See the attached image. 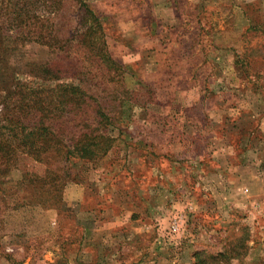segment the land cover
Instances as JSON below:
<instances>
[{"label": "rangeland", "instance_id": "obj_1", "mask_svg": "<svg viewBox=\"0 0 264 264\" xmlns=\"http://www.w3.org/2000/svg\"><path fill=\"white\" fill-rule=\"evenodd\" d=\"M9 1L0 0V118L2 103L18 87L41 85L45 89L41 96L48 98L57 83L79 84L72 75L38 78L35 61L61 60L62 66L74 64L73 75L87 69L81 86L106 107L113 122L107 134L113 141L94 161L67 163L70 177H75L65 182L61 195L56 188L52 192L61 197V204L71 198L67 208L38 204L46 202L51 192L45 195L30 180L43 176L44 165L27 156L0 165V198L5 199L0 200V264H55L63 250L74 254L67 264H118L106 256L122 245L114 242L111 230L118 226L129 230L128 222L140 227L130 233L135 237L131 241L157 238L156 243L147 242V261L157 257V264H264V171L259 170L264 161V118L259 117L254 137L259 145L247 138L248 150L237 147L238 134L221 132L222 114H227L228 124L235 115L234 98L226 103V112L207 114L205 97L215 96L217 87L207 56L201 54V36L207 33L208 42L239 49V31L247 33L243 42L251 38V31L256 39L249 41L264 46V0H83L101 18L106 50L124 66L122 74L72 40L82 32L76 1L61 0L56 13L50 14L49 42L55 46V40L71 39L64 52L25 42V34L20 36L10 23ZM28 9L31 15L47 17L48 7L42 2ZM201 14L213 22L214 34L205 29L208 25L195 22ZM171 28L176 35L166 39ZM181 34L189 37L177 38ZM176 39L183 43H175ZM236 60L246 81L239 85L243 94L235 105L249 109V89L260 95L258 99L264 97V74L249 71L243 54ZM191 61L193 66L188 65ZM117 73L122 84L114 82ZM185 78L196 80V85ZM125 92L144 105L129 101L122 105ZM263 103L256 100L254 105L261 108ZM56 167L62 174L60 164ZM22 173L27 179L18 184ZM53 179L57 183L59 177ZM116 210L122 213L115 216ZM102 211L107 213L101 215ZM98 223L104 233L93 240L102 242L100 262L95 261L92 247L80 249L75 242L85 228L92 236L97 234L93 229ZM236 236L243 238L244 247H236L240 255L225 257L234 250L230 245ZM72 240L70 245L64 243Z\"/></svg>", "mask_w": 264, "mask_h": 264}, {"label": "trees", "instance_id": "obj_2", "mask_svg": "<svg viewBox=\"0 0 264 264\" xmlns=\"http://www.w3.org/2000/svg\"><path fill=\"white\" fill-rule=\"evenodd\" d=\"M36 1L37 3L42 2L44 6L48 7L47 17L42 18V16L28 13V8L32 10ZM74 1L81 11L82 32L72 40L79 43V47L85 52L93 53L109 68L119 70L120 74L125 72L124 66L116 63L106 50L101 18L83 0ZM60 3L61 0H10L8 2L12 14L10 23L13 22L16 25L15 29L20 36L25 34L27 37V39L23 38L25 42L55 47V51L61 49L60 51L64 52L71 39L61 42V40L56 41L53 38L55 46L49 42L50 29H53V25L49 24L52 18L50 14L56 13L57 5ZM252 28L255 29V26ZM85 56L86 54H84ZM49 60L34 62L38 78L44 80L43 76H45L46 79H58L59 75L61 77L72 75V77L75 76V80L79 81V84L57 83L50 90L53 94H48L50 96L48 98L41 96V92L45 90L41 85L31 88L23 86L20 90L19 87L16 88L11 93V98H5L1 109L2 118H0L2 121L0 123V165L8 166L10 161L14 164L18 156H27L32 162L44 165L43 176L30 181L36 182L37 189L44 192L45 195L51 192V195L44 198L47 200L46 202L39 200V205L46 206L47 204L46 207L58 205L59 209L62 206L61 197H57L58 194L54 196L55 194L52 192L56 188V193L60 194L65 182L75 177H70L67 163L71 166L78 160L94 161L105 155L113 141V137L107 134L108 126H112L113 122L106 107L87 96V91L81 86L87 75V69L85 73L79 72L73 75L72 73L75 71L73 63L68 62L62 66L61 60ZM81 70L84 68L77 71ZM117 75L118 73L114 76V82L117 85L122 84V76L118 79ZM89 80L90 78L87 77L86 83ZM121 96L123 97L120 99L122 105L128 101L144 105L137 100L132 101L126 92ZM120 101L116 103V107H120ZM59 164L62 174L56 173L57 170H55ZM31 173L30 175H32ZM25 174H21L18 184L23 182ZM57 176L59 180L56 183L53 178ZM0 200L4 201L5 199L0 198ZM241 240H243L241 236L233 237L230 246L235 248L228 251L225 257L240 255L236 247L239 248L241 245L244 247ZM198 254L199 252L195 250L193 257L196 258ZM218 255L220 256L221 253L219 252ZM218 255L213 257L219 258ZM203 263L205 264V262Z\"/></svg>", "mask_w": 264, "mask_h": 264}, {"label": "crops", "instance_id": "obj_3", "mask_svg": "<svg viewBox=\"0 0 264 264\" xmlns=\"http://www.w3.org/2000/svg\"><path fill=\"white\" fill-rule=\"evenodd\" d=\"M204 14H201L200 16L198 15L197 18L195 19V22L197 24H201V25H208V27L206 26L205 29L210 33L212 32V34L215 33L216 28L212 29L213 26V22L210 23V19L208 21L205 20V18H203ZM199 20V21H197ZM234 24H235V19H233ZM179 23V22H178ZM177 24V23H176ZM177 27V26H176ZM204 30V28H202V31ZM171 31H175L174 29H170V33L168 35V37H166V39L170 38L171 35L175 36L176 34L171 33ZM239 36L241 38V46H239V49H237V47H235L234 45L231 46H227V45H219V44H214L213 41L208 42L207 38L210 37V35L207 34H203L201 36V38L203 40V44H201V54H204L205 56H207V60L206 63L207 65L210 66L211 69V81L212 84L215 82L216 84H213L215 87H217V89H214V92H216V95H208L207 97H205V101H207L209 103V108L207 109V114L210 115V110L212 111V113L216 110L221 111L222 113L227 111V105L226 103L229 102V99L234 98V105L231 107V109L234 110V117L232 120H230V124L227 123L226 120V116L227 114H222L221 116V126L219 127V129H221V132H226L230 133V131L235 132L236 134L239 135V138H241V140H238L237 143V147L241 148L243 150H248L247 148L245 149V145H247L245 143V140L248 138H252L255 139V135L258 134L257 133V127H260L259 123H257L259 117L260 120H262L264 118V106H262L261 108L257 107V105L255 104L256 100H264V97L262 99H258L259 98V94H257L256 91H254L253 89H249V96L247 97V100L249 102V104H251L248 108H242V107H238L237 105H235L236 101H239L241 96H242V88L239 87V85L241 86L243 84V82L246 81V79H243L241 72H242V68H241V64L236 60L237 55H242L247 59L248 62V70L251 71L255 76H259L258 74H264V46H261L258 44V42H251L249 41L250 39H256L254 36L256 33L255 32H250L252 34H250V36L248 38V40L243 42V39L246 37L247 33H243L241 31H239ZM183 38L186 39L189 37V35H179L177 38ZM244 37V38H243ZM174 43V41H173ZM177 44L183 43V41H180L178 39H176ZM198 46V45H196ZM197 49V48H196ZM195 52V47L192 49ZM197 52V50H196ZM209 55V56H208ZM227 55H231V59L226 58L224 60V57ZM194 56V55H193ZM215 56H217L215 58ZM193 62H188V65L193 66L192 64ZM204 63V64H206ZM232 73V74H231ZM178 78H176L177 80ZM185 80L187 81V83L189 82L190 85H196V80L194 79H190V78H185ZM195 83V84H194ZM230 89V91L228 90ZM228 90V92H227ZM246 96V95H245ZM252 96V97H251ZM258 97V98H257ZM216 104V105H214ZM264 104V103H263ZM211 108V109H210ZM260 109V110H259ZM264 121V119H263ZM264 124V122L261 123V125ZM224 129V130H222ZM258 137H256L255 142L258 141ZM257 143V142H256ZM258 144V143H257ZM264 144V143H263ZM259 145V144H258ZM250 146H251V142H250ZM249 147V146H248ZM260 147V146H259ZM250 149V147H249ZM251 152H253V149L251 150ZM256 156V153L253 154ZM257 157V156H256ZM259 163V162H258ZM258 165V164H257ZM263 169L261 172L264 171V161L261 160L260 161V169ZM255 176L258 175V173L255 172ZM241 190H244V192H246V188H241ZM71 198H69V200H63L62 206L61 208H67V206L69 205V202H71L70 200ZM75 201V200H74ZM81 202V200H80ZM74 203V202H73ZM75 206L80 208V203L78 201H76L74 203ZM107 213V211H102L101 215H105ZM122 212H120V210H116L114 215L116 216V214H120ZM131 216L134 218L135 215L131 214ZM141 219V217H140ZM139 219V220H140ZM133 222H128L127 225L129 227V230L127 229H123V231L120 229V226H118L116 229L111 230L112 231V239L114 240V242L116 243V241H120L122 243L119 244L120 246V250L118 248H114L113 251H109L108 254H106V256H109V261L113 262V263H118V264H157V257H155L152 261H147V256L144 255L145 250L147 248V242H157V238H153V240L151 241V239H149L148 241L145 240V238H137V240H132L135 237H129L130 233L132 231H136L139 230L140 227L137 225V223L132 224ZM120 224V223H117ZM88 228L84 229V232L82 234V237H79V239L72 240V241H67L64 243H67L66 246L69 244H71L73 241H75L77 243V246L80 247V249H84L87 247H92L94 249L95 252V261L96 262H100L102 260V242L101 240L98 239L97 240H93L94 238H100L101 234L104 233V229L102 227L101 223H98L97 225H95V228L93 230H95V232H97V234H94L92 236V234L87 232ZM107 230V228H106ZM92 236V238H91ZM70 238H66V240H69ZM64 246V244H63ZM122 250V251H121ZM85 255V253L82 252V256ZM121 256V257H120ZM156 256V255H155ZM74 258V254L72 253H66L64 250L61 254V257L59 258V260L55 263V264H67L68 259L70 260Z\"/></svg>", "mask_w": 264, "mask_h": 264}]
</instances>
